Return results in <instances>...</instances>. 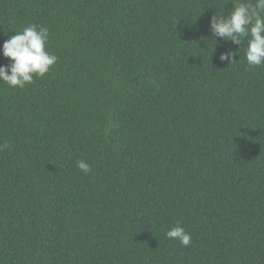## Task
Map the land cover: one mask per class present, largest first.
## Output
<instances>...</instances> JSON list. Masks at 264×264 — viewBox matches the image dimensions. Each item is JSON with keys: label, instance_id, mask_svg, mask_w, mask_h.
Wrapping results in <instances>:
<instances>
[{"label": "trees", "instance_id": "1", "mask_svg": "<svg viewBox=\"0 0 264 264\" xmlns=\"http://www.w3.org/2000/svg\"><path fill=\"white\" fill-rule=\"evenodd\" d=\"M226 2L0 0V46L38 24L58 57L0 81V264H264V65L210 31Z\"/></svg>", "mask_w": 264, "mask_h": 264}, {"label": "clouds", "instance_id": "2", "mask_svg": "<svg viewBox=\"0 0 264 264\" xmlns=\"http://www.w3.org/2000/svg\"><path fill=\"white\" fill-rule=\"evenodd\" d=\"M231 3L233 6L227 14H222V7L210 18V31L215 37L233 44L241 45L246 41L244 51L248 66L264 65V0H231ZM49 36L48 27L30 24L5 40L0 46V55L10 62L0 65V81L23 89L33 83L34 76H45L58 61V57L46 48ZM234 55L229 49L222 52L219 59L231 63L235 61ZM7 147V143L0 144V151ZM76 166L86 174L92 170L84 160L77 161ZM165 236L178 240L184 247L192 243L191 234L179 222L169 228Z\"/></svg>", "mask_w": 264, "mask_h": 264}]
</instances>
